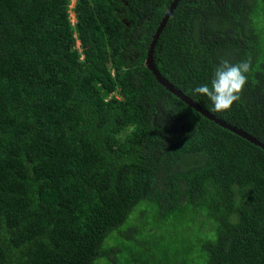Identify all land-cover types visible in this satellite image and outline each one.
Instances as JSON below:
<instances>
[{"label": "trees", "instance_id": "1", "mask_svg": "<svg viewBox=\"0 0 264 264\" xmlns=\"http://www.w3.org/2000/svg\"><path fill=\"white\" fill-rule=\"evenodd\" d=\"M172 1L76 0L71 25L69 0H0V264H161L158 238L181 231L205 233L198 247L175 237L183 264H264V152L144 66ZM260 16L264 0H180L153 64L264 144ZM220 58L252 68L223 113L192 91ZM160 111L183 130L158 123ZM185 156L200 162L176 170ZM144 203L158 221L139 227Z\"/></svg>", "mask_w": 264, "mask_h": 264}, {"label": "clouds", "instance_id": "2", "mask_svg": "<svg viewBox=\"0 0 264 264\" xmlns=\"http://www.w3.org/2000/svg\"><path fill=\"white\" fill-rule=\"evenodd\" d=\"M251 70L247 60L233 63L227 58H220L210 82L195 87L193 94L206 97L213 112H227L240 100Z\"/></svg>", "mask_w": 264, "mask_h": 264}, {"label": "rangeland", "instance_id": "3", "mask_svg": "<svg viewBox=\"0 0 264 264\" xmlns=\"http://www.w3.org/2000/svg\"><path fill=\"white\" fill-rule=\"evenodd\" d=\"M75 3H76V0H69V3L67 5L68 19H69V21H73V24L76 23V19L72 14V9H73ZM260 34L262 37H264V17L263 16H260ZM75 45H76V48H78V42H75ZM157 122L160 124H164V125L168 126L171 129L172 134H177V133L181 132L184 128V126L181 122L170 120L169 118H167L165 116V114L162 111H160L158 114ZM198 162H200L199 159H197L193 156H185L183 158V160L181 161V163L177 165L176 170H183V169L192 167V166L196 165ZM137 207L138 208L132 213L131 218L134 216H140L142 214L140 212L145 211L144 217L138 223L139 227H142V225L147 221H149V222L158 221V216L155 212L154 206H150V208L148 210H147V205L145 203L140 204ZM138 210H139V212H138ZM196 232L198 233V230ZM204 234L205 233H203V232L198 233V234H194L192 232L181 231L176 235L173 234L171 237L166 236V239L164 241H162L161 238H158L156 246H158V245L163 246V249L160 251L158 258L168 257L161 264H183L182 263L183 258L179 259V257H175L176 252L180 249V245L176 242V239H175L176 236H186L188 243H196V246L198 247L199 242H195V240L197 237H203ZM207 236H210L209 238L213 239L214 235H213V233H211L210 235H207ZM143 239L146 241L149 238L143 237ZM117 240L119 241V239H117ZM155 247L151 246L149 248V254L154 252ZM194 254H197V248L195 249ZM190 255H189V257H190ZM174 257L176 260H180L179 263H174V262L170 261L169 258H174ZM150 264H155L152 259H151ZM193 264H202V263H201V260L199 258H196Z\"/></svg>", "mask_w": 264, "mask_h": 264}, {"label": "water", "instance_id": "4", "mask_svg": "<svg viewBox=\"0 0 264 264\" xmlns=\"http://www.w3.org/2000/svg\"><path fill=\"white\" fill-rule=\"evenodd\" d=\"M180 0H173L171 4L169 5L165 15L163 16L162 20L160 21L158 27L156 28L154 35L152 36L151 43L149 45V49L146 54V58L144 61V66L145 68L152 74L154 77L155 81L162 86L165 90H167L169 93H171L173 96H175L177 99H179L182 103L187 105L189 108L193 109L195 112L200 114L202 117L205 119L215 123L216 125L220 126L223 129H226L230 131L231 133L235 134L238 137H241L242 139L246 140L250 144L254 145L255 147L260 148L264 152V144L259 142L257 139L254 137L248 135L247 133L236 129L235 127H232L225 122L221 121L220 119L215 118L211 114H209L206 110L202 109L200 106L196 105L193 103L189 98H187L184 94L181 92L177 91L174 89L168 82H166L158 73L156 70L154 64H153V51L154 47L158 41V38L164 29L167 20L170 18L172 15L175 7L179 3Z\"/></svg>", "mask_w": 264, "mask_h": 264}, {"label": "built area", "instance_id": "5", "mask_svg": "<svg viewBox=\"0 0 264 264\" xmlns=\"http://www.w3.org/2000/svg\"><path fill=\"white\" fill-rule=\"evenodd\" d=\"M70 24H71V25H74V24H73V21H70Z\"/></svg>", "mask_w": 264, "mask_h": 264}]
</instances>
